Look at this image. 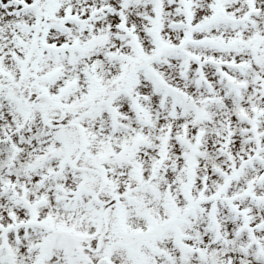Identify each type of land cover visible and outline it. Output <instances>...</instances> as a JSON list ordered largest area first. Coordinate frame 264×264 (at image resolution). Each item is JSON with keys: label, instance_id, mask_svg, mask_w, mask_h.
Segmentation results:
<instances>
[{"label": "snow or ice", "instance_id": "1", "mask_svg": "<svg viewBox=\"0 0 264 264\" xmlns=\"http://www.w3.org/2000/svg\"><path fill=\"white\" fill-rule=\"evenodd\" d=\"M0 264H264V0H0Z\"/></svg>", "mask_w": 264, "mask_h": 264}]
</instances>
